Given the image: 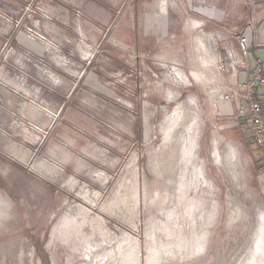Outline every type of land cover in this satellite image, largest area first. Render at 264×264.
Listing matches in <instances>:
<instances>
[{"label": "rangeland", "instance_id": "374dc122", "mask_svg": "<svg viewBox=\"0 0 264 264\" xmlns=\"http://www.w3.org/2000/svg\"><path fill=\"white\" fill-rule=\"evenodd\" d=\"M16 1L0 3V264H264L260 163L249 141L212 156L191 75L203 39L238 37L264 0Z\"/></svg>", "mask_w": 264, "mask_h": 264}, {"label": "crops", "instance_id": "0c3cea01", "mask_svg": "<svg viewBox=\"0 0 264 264\" xmlns=\"http://www.w3.org/2000/svg\"><path fill=\"white\" fill-rule=\"evenodd\" d=\"M15 2L17 1L0 0L1 4L7 6H13ZM257 7L258 9H256ZM262 7H264V3L260 2L255 6L253 10L256 17L241 30L240 35L244 34L249 38V55H244L240 49V35L238 37H230L222 33L223 35L215 36L214 38L206 36L203 39L204 49H202L205 53V58H203L205 61L203 65L204 74L201 75L202 71H199V73L198 71L194 72L195 70L191 74L194 84L201 87L204 93L203 101L205 102L208 120L212 127L210 138L213 147L212 156H217V162L222 164L223 156L227 155L229 157L227 160L231 163V158L240 156L241 150L245 149L243 146L244 142L247 143L249 141L252 143L251 149L244 153L248 157V166L257 173H259L260 165L257 167L256 164L260 163L261 151L254 144L253 129L248 117H239L238 115V108L244 104V99L237 98L232 101H226L224 100V95L228 88L236 85L239 81L247 80L251 77L252 72L257 67H261L264 73V9H259ZM165 8L160 9L158 13L160 18H165L168 7ZM198 25L199 22L191 23L192 27ZM178 33L176 32L175 35ZM245 91L243 89L240 92L244 94L246 93ZM258 94L264 96V88ZM255 95H257L256 92ZM228 144L231 145L227 146L228 152L225 154L222 152L221 147ZM259 175L262 176L264 181L262 170Z\"/></svg>", "mask_w": 264, "mask_h": 264}, {"label": "built area", "instance_id": "2783aa9c", "mask_svg": "<svg viewBox=\"0 0 264 264\" xmlns=\"http://www.w3.org/2000/svg\"><path fill=\"white\" fill-rule=\"evenodd\" d=\"M248 42L249 38L246 35H240L239 46L244 55H249ZM263 88L264 73L261 67H257L247 80L239 81L236 85L228 88L224 100L244 99V104L238 108V115L239 117H248L251 123L254 144L261 151L260 169L264 173V96L258 94L263 91ZM243 89L246 90L244 94L240 92Z\"/></svg>", "mask_w": 264, "mask_h": 264}, {"label": "bare ground", "instance_id": "6f19581e", "mask_svg": "<svg viewBox=\"0 0 264 264\" xmlns=\"http://www.w3.org/2000/svg\"><path fill=\"white\" fill-rule=\"evenodd\" d=\"M178 114V113H177ZM180 114V113H179ZM176 116V115H175ZM179 116V115H178ZM178 119V118H177ZM176 121V120H175Z\"/></svg>", "mask_w": 264, "mask_h": 264}]
</instances>
